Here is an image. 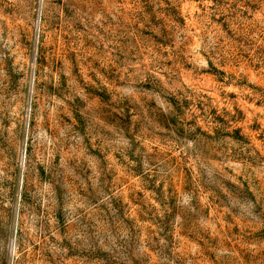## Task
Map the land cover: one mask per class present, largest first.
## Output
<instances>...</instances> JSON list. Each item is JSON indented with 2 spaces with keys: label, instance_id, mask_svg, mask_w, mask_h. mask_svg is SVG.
Wrapping results in <instances>:
<instances>
[{
  "label": "rangeland",
  "instance_id": "rangeland-1",
  "mask_svg": "<svg viewBox=\"0 0 264 264\" xmlns=\"http://www.w3.org/2000/svg\"><path fill=\"white\" fill-rule=\"evenodd\" d=\"M0 264H264V0H0Z\"/></svg>",
  "mask_w": 264,
  "mask_h": 264
},
{
  "label": "bare ground",
  "instance_id": "bare-ground-1",
  "mask_svg": "<svg viewBox=\"0 0 264 264\" xmlns=\"http://www.w3.org/2000/svg\"><path fill=\"white\" fill-rule=\"evenodd\" d=\"M42 5V4H41ZM38 23V22H37ZM15 237H12L11 239H10V255H11V257L13 256L14 257V255H15Z\"/></svg>",
  "mask_w": 264,
  "mask_h": 264
}]
</instances>
